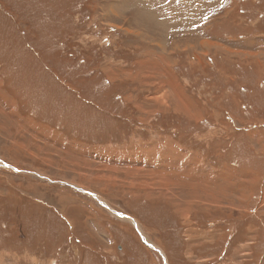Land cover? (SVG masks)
<instances>
[{
    "label": "rangeland",
    "instance_id": "1",
    "mask_svg": "<svg viewBox=\"0 0 264 264\" xmlns=\"http://www.w3.org/2000/svg\"><path fill=\"white\" fill-rule=\"evenodd\" d=\"M0 264H264V0H0Z\"/></svg>",
    "mask_w": 264,
    "mask_h": 264
},
{
    "label": "bare ground",
    "instance_id": "2",
    "mask_svg": "<svg viewBox=\"0 0 264 264\" xmlns=\"http://www.w3.org/2000/svg\"><path fill=\"white\" fill-rule=\"evenodd\" d=\"M151 195V194H150ZM200 200H201V198H200ZM198 201V200H197ZM133 222V221H132ZM136 226H137V224L135 223V222H133ZM147 242V241H146ZM150 246H152L153 248H156L154 245H152V244H149Z\"/></svg>",
    "mask_w": 264,
    "mask_h": 264
}]
</instances>
